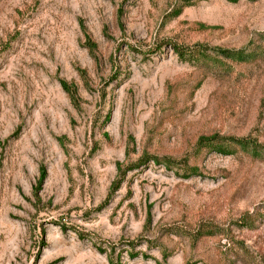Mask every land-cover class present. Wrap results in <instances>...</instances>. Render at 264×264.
<instances>
[{
    "label": "rangeland",
    "instance_id": "1",
    "mask_svg": "<svg viewBox=\"0 0 264 264\" xmlns=\"http://www.w3.org/2000/svg\"><path fill=\"white\" fill-rule=\"evenodd\" d=\"M211 135L264 143V0H0V264H264V154Z\"/></svg>",
    "mask_w": 264,
    "mask_h": 264
},
{
    "label": "trees",
    "instance_id": "2",
    "mask_svg": "<svg viewBox=\"0 0 264 264\" xmlns=\"http://www.w3.org/2000/svg\"><path fill=\"white\" fill-rule=\"evenodd\" d=\"M195 1H200V0H195ZM226 1L229 3L237 2V0H226ZM188 5H189V2H186L185 4H183V6H181V8H179L174 13V16H177L182 10V8ZM170 47L173 53L177 55V57L182 61L186 60L187 58L204 59L207 57V54L205 50H203V48L202 49L198 48L197 50H194V52L190 51L188 54H186V51L179 46L171 45ZM213 51L220 54L225 59H231L237 62H248L255 58V53L251 52L247 54L242 50H218V49L214 50L213 49ZM60 86L62 87L66 95L73 102L74 95H73V92L70 91V88L64 82H61ZM196 147L202 148V149L208 148L212 151H215L217 153L224 154V155L231 154V151L235 149V147L243 151H250V152L253 151L254 154L255 153L264 154V143L258 146L248 139H239V140L226 139V140L221 141L216 135H211L209 137H200L196 142ZM155 161L158 162L157 160ZM167 163H170V162L167 161ZM190 172L193 173L192 169L190 170ZM44 177H45V173L41 172L39 179H38V186L41 184ZM115 184L113 185V187L115 186ZM248 218H249L248 216H244V218L241 219L242 221L241 223H244L245 225V223H247L248 221ZM203 229L204 228L195 232V235H193V239H199L200 237L210 235V234H207V232H204L205 230Z\"/></svg>",
    "mask_w": 264,
    "mask_h": 264
}]
</instances>
